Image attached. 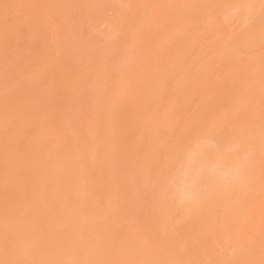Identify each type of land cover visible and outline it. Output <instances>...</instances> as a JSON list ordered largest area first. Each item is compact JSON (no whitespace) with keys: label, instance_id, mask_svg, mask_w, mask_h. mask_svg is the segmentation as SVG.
<instances>
[{"label":"bare ground","instance_id":"6f19581e","mask_svg":"<svg viewBox=\"0 0 264 264\" xmlns=\"http://www.w3.org/2000/svg\"><path fill=\"white\" fill-rule=\"evenodd\" d=\"M0 264H264V0H0Z\"/></svg>","mask_w":264,"mask_h":264}]
</instances>
